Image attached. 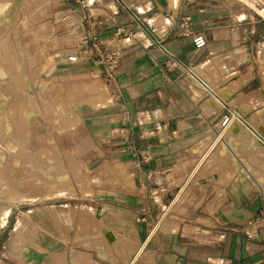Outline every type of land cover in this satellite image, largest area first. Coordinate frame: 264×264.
<instances>
[{"label":"crops","instance_id":"1","mask_svg":"<svg viewBox=\"0 0 264 264\" xmlns=\"http://www.w3.org/2000/svg\"><path fill=\"white\" fill-rule=\"evenodd\" d=\"M125 2L130 10L117 0H97L91 8L52 0L45 23L52 77L77 80L86 70L103 78L113 96L103 107L80 109L73 130L72 148L93 178L89 204L98 217H84L78 203L35 206L23 231L14 225L0 233V264H264V143L258 137L264 135V15L242 0ZM131 14L147 22L161 45ZM120 26L133 28V43L115 40ZM94 33L103 39L99 45L84 42ZM4 34L0 26L1 41ZM197 34L207 40L203 48L193 41ZM11 35L14 46L17 32ZM88 49L118 50L116 71L69 60ZM3 55L0 44V81ZM184 66L209 81L226 76L223 68L239 72L220 86L235 88L225 90L229 100H247L234 107L246 123L223 128L230 108L202 96L213 94L215 83L204 87L184 75ZM95 87L108 99L105 85Z\"/></svg>","mask_w":264,"mask_h":264},{"label":"rangeland","instance_id":"2","mask_svg":"<svg viewBox=\"0 0 264 264\" xmlns=\"http://www.w3.org/2000/svg\"><path fill=\"white\" fill-rule=\"evenodd\" d=\"M51 1L0 0V26L6 29L0 40L4 49L0 81V213L8 211L6 222L0 227V233L5 230L4 234L14 225L16 232L23 231L29 210L44 203H78L79 213L84 217L89 214L91 218L98 217L89 204L93 178L72 148L77 138L73 130L81 123L80 109L85 112L103 107L113 101V96L103 78L86 70L77 80L75 77L60 80L50 74V62L44 54L50 42L45 23L51 14ZM242 1L264 15V0ZM80 5L91 8L95 4L85 5L80 0ZM12 30L17 32L14 46ZM89 52L95 57L101 53L89 49L84 55L71 53L70 56H77L72 62L87 60ZM259 62L264 71V40L259 48ZM84 63L97 65L93 60ZM197 69L193 67V72L184 75L191 74L204 87L212 86L213 82L216 85L213 94L206 92L202 96L215 97L222 109L239 107L241 100H229L225 95L228 88L220 86L239 72L223 68L227 75H217L212 82ZM97 85L107 87L108 99L95 94L102 91ZM232 89L235 88L230 87L229 92ZM241 102L249 105L245 99ZM40 126L45 128L42 137L36 133ZM95 230L103 234L99 225Z\"/></svg>","mask_w":264,"mask_h":264},{"label":"built area","instance_id":"3","mask_svg":"<svg viewBox=\"0 0 264 264\" xmlns=\"http://www.w3.org/2000/svg\"><path fill=\"white\" fill-rule=\"evenodd\" d=\"M97 0H82V3L85 5H92L95 4ZM117 2L122 5L123 7L130 10V6L125 2V0H117ZM133 17V23L135 26L146 33L149 34L154 44L161 45V39L152 31L150 26L147 24V22L141 18L138 14H131ZM186 20H189V17H186ZM114 38L115 40L121 44V45H127L131 44L135 41V33L133 28H129L127 26H120L116 29L114 32ZM84 42L89 43L91 42L93 45H99L103 39L97 35L93 34L91 37H85ZM193 41L197 48H203L207 44V40L204 35L197 34L194 36ZM93 51V50H91ZM100 54L95 57L93 52H89L86 56L88 61H95L97 65H101L105 68L107 73L113 74L120 63V54L118 50H100ZM69 59L71 61H76L77 56L73 55L70 56ZM174 65H181V62L176 59L172 58ZM185 70H188L189 72H192V69L188 66H184ZM234 120H239L241 122L246 123V117L242 116L238 111H236L233 108L229 109V112L224 114L221 119V125L223 128H227ZM261 141L264 142V138H261Z\"/></svg>","mask_w":264,"mask_h":264},{"label":"bare ground","instance_id":"4","mask_svg":"<svg viewBox=\"0 0 264 264\" xmlns=\"http://www.w3.org/2000/svg\"><path fill=\"white\" fill-rule=\"evenodd\" d=\"M37 136L38 137H42L43 135H44V133H45V128L44 127H42V126H40L39 128H38V130H37ZM258 137H259V139H260V141H261V138H264V135L262 136V135H258ZM7 210H5V211H2L1 213H0V227L6 222V215H7Z\"/></svg>","mask_w":264,"mask_h":264},{"label":"water","instance_id":"5","mask_svg":"<svg viewBox=\"0 0 264 264\" xmlns=\"http://www.w3.org/2000/svg\"><path fill=\"white\" fill-rule=\"evenodd\" d=\"M106 236L111 240L113 239V234L111 232H106Z\"/></svg>","mask_w":264,"mask_h":264}]
</instances>
